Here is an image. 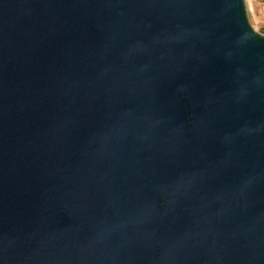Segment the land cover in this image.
Returning <instances> with one entry per match:
<instances>
[{
	"label": "water",
	"instance_id": "1",
	"mask_svg": "<svg viewBox=\"0 0 264 264\" xmlns=\"http://www.w3.org/2000/svg\"><path fill=\"white\" fill-rule=\"evenodd\" d=\"M0 264H264L245 0H0Z\"/></svg>",
	"mask_w": 264,
	"mask_h": 264
},
{
	"label": "rangeland",
	"instance_id": "2",
	"mask_svg": "<svg viewBox=\"0 0 264 264\" xmlns=\"http://www.w3.org/2000/svg\"><path fill=\"white\" fill-rule=\"evenodd\" d=\"M252 26L264 32V0H245Z\"/></svg>",
	"mask_w": 264,
	"mask_h": 264
}]
</instances>
